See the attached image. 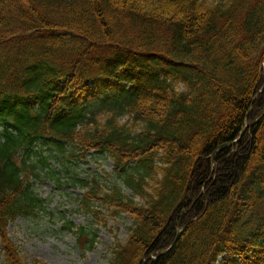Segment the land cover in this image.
<instances>
[{
	"label": "trees",
	"instance_id": "trees-1",
	"mask_svg": "<svg viewBox=\"0 0 264 264\" xmlns=\"http://www.w3.org/2000/svg\"><path fill=\"white\" fill-rule=\"evenodd\" d=\"M0 128L4 264L42 179L85 190V249L128 214L109 264H264V0H0Z\"/></svg>",
	"mask_w": 264,
	"mask_h": 264
},
{
	"label": "rangeland",
	"instance_id": "rangeland-1",
	"mask_svg": "<svg viewBox=\"0 0 264 264\" xmlns=\"http://www.w3.org/2000/svg\"><path fill=\"white\" fill-rule=\"evenodd\" d=\"M54 165L59 168L57 163ZM113 162L101 157H88L79 165L80 177L91 179L99 174L106 181L110 179L106 173L112 172ZM64 182L71 183V177ZM38 194L46 199L45 208L34 218L20 217L8 227L9 236L20 247L28 264H109L105 257L108 248L115 240L116 234L122 239L127 238L132 226L128 214L110 216L107 207H101L102 216L108 224H98L99 236L96 247L85 249L78 246V239L72 232L62 229L63 217L73 220L75 225H83L90 218L85 216L79 207L78 198L85 192L78 186L59 187L52 179L35 182ZM130 193L129 190H127ZM96 226V225H95ZM109 255V254H108ZM34 260L38 261L35 263ZM0 264H4L3 250L0 240Z\"/></svg>",
	"mask_w": 264,
	"mask_h": 264
},
{
	"label": "water",
	"instance_id": "water-1",
	"mask_svg": "<svg viewBox=\"0 0 264 264\" xmlns=\"http://www.w3.org/2000/svg\"><path fill=\"white\" fill-rule=\"evenodd\" d=\"M245 130V129H244ZM244 132V131H243ZM243 134V133H242ZM242 136V135H241Z\"/></svg>",
	"mask_w": 264,
	"mask_h": 264
}]
</instances>
